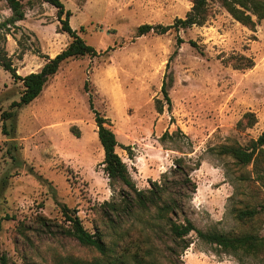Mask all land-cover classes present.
I'll list each match as a JSON object with an SVG mask.
<instances>
[{
    "label": "rangeland",
    "instance_id": "rangeland-1",
    "mask_svg": "<svg viewBox=\"0 0 264 264\" xmlns=\"http://www.w3.org/2000/svg\"><path fill=\"white\" fill-rule=\"evenodd\" d=\"M19 1L24 20L2 28L0 46L23 77L42 68L47 59L41 55L53 58L71 38L57 32L52 6ZM60 1L71 13V29L100 55L62 63L40 95L6 120L2 114L10 112L23 87L0 67V257L7 264H264V253L235 256L202 242L195 232L181 250L167 226L153 221V208L133 220L122 218V227L112 230L104 204L120 201L127 188L109 185L88 107L90 94L116 135V153L137 190L168 181L169 195L181 206L177 222L188 218L202 232L264 236V181L256 179L252 163L241 166L218 154L223 146H248L264 130V20L252 17L247 27L210 2L203 26L136 36L140 25L183 19L193 0ZM10 17L0 0V24ZM177 37L182 44L176 45ZM238 58L240 66L247 60L253 66L235 69ZM59 205L75 209L88 232H101L106 256L36 223L43 216L67 227ZM251 208L259 213L238 218Z\"/></svg>",
    "mask_w": 264,
    "mask_h": 264
},
{
    "label": "trees",
    "instance_id": "trees-1",
    "mask_svg": "<svg viewBox=\"0 0 264 264\" xmlns=\"http://www.w3.org/2000/svg\"><path fill=\"white\" fill-rule=\"evenodd\" d=\"M44 3L56 9V19L59 23L58 33L67 34L71 41L68 45L53 58L41 55L47 59L42 68L36 73H30L26 76H19L16 74L15 68L12 66V61L8 57L5 50L0 46V67L5 72H8L14 82H21L23 90L20 94L19 100L10 104V112L2 114V119H10L15 117V110L29 105L35 100L43 90L46 82L53 77L62 63L81 57L94 58L100 54L91 46L87 45L81 38L76 35L69 25V18L71 13L65 10L64 5L60 0H41ZM11 17L0 24V39L1 30L7 26H14L16 22L24 20L23 5L19 0H5ZM210 2H218L220 6L237 22L244 26L251 27L254 24L252 17L257 21L264 20V0H193L190 11L183 19H175L170 25H148L143 24L137 27L136 36H144L147 34L165 35L169 32H179L194 26H203L209 17ZM82 31V30H81ZM181 38H176V45L182 44ZM192 47L197 48V44L193 41L188 42ZM241 59V60H240ZM242 58H238L235 69L251 68L253 63L247 60L245 64H241ZM86 88V84L84 85ZM167 85L163 80L161 85V93L167 106V111L171 110V100L168 96ZM157 103L159 101L157 100ZM88 107L93 114L94 123L96 126V133L98 141L103 150V172L108 178L110 187L116 183H121L127 188V191L120 194V201L106 202L103 216L107 221V225L112 229L122 227V218L133 220L138 213L150 212L154 209L155 214L153 221L163 223L167 226L168 233L174 243L180 244L181 250H186L189 247L187 240L191 232H195L197 238L202 242L213 245L223 252L231 253L235 256L243 255L252 258L264 253V236L254 234H241L238 236H229L219 232H202L198 230L194 224L188 219L184 218L182 222H177L174 217L181 211L180 203L177 198L169 195L168 181L163 184L153 183L151 188L146 191L137 190L127 169L126 164L122 161L120 156L116 153V148L119 147L115 133L111 130L108 120L94 107L92 97L88 95ZM163 106H157V111L162 113ZM2 133L8 134L6 125H2ZM167 134H163L164 138ZM129 153V148H124ZM219 155L230 156L237 164L247 166L253 164L256 172V179L264 181V130L259 136L251 141L246 147L240 146H223L219 149ZM181 160H176V170L181 171L182 166L179 164ZM188 178L185 182H188ZM178 196L181 193H177ZM60 213L63 221L68 224L64 227L53 222L43 216L36 218V223L44 228L46 231H51L56 228L59 234L70 236L74 238L80 245L92 247L101 255L106 256L108 247L103 240V235L99 230L94 233L88 232L82 225L81 220L77 216L75 209L68 208L66 205H59ZM259 213L256 208L247 209L238 212V218H253ZM174 218V219H173ZM139 220V218H138ZM160 226V224H157ZM153 228L152 223L149 226ZM160 229V228H158ZM116 259L123 263L121 255L116 256ZM139 264L138 261L135 262ZM0 264H7L5 256L0 257ZM107 264H115L113 260Z\"/></svg>",
    "mask_w": 264,
    "mask_h": 264
}]
</instances>
